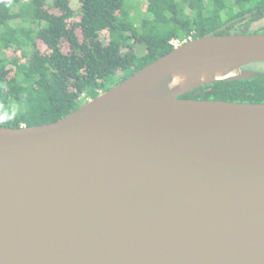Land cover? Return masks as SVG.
I'll return each instance as SVG.
<instances>
[{
	"label": "water",
	"instance_id": "1",
	"mask_svg": "<svg viewBox=\"0 0 264 264\" xmlns=\"http://www.w3.org/2000/svg\"><path fill=\"white\" fill-rule=\"evenodd\" d=\"M264 33L183 41L64 117L0 125V264H264Z\"/></svg>",
	"mask_w": 264,
	"mask_h": 264
},
{
	"label": "trees",
	"instance_id": "2",
	"mask_svg": "<svg viewBox=\"0 0 264 264\" xmlns=\"http://www.w3.org/2000/svg\"><path fill=\"white\" fill-rule=\"evenodd\" d=\"M132 2L0 0V125L56 121L168 53L173 40L264 33V0H145L143 11ZM181 97L264 103V75Z\"/></svg>",
	"mask_w": 264,
	"mask_h": 264
},
{
	"label": "rangeland",
	"instance_id": "3",
	"mask_svg": "<svg viewBox=\"0 0 264 264\" xmlns=\"http://www.w3.org/2000/svg\"><path fill=\"white\" fill-rule=\"evenodd\" d=\"M5 2H9L10 0H2ZM144 2L145 0H133L132 4L134 8H137L139 11H143L144 10ZM134 8H130L129 6H127V11H129L131 14L134 12ZM138 12V11H137ZM264 21L258 22L263 23ZM249 69H252L254 71H264V64H260V63H252V65L249 67Z\"/></svg>",
	"mask_w": 264,
	"mask_h": 264
},
{
	"label": "built area",
	"instance_id": "4",
	"mask_svg": "<svg viewBox=\"0 0 264 264\" xmlns=\"http://www.w3.org/2000/svg\"><path fill=\"white\" fill-rule=\"evenodd\" d=\"M182 42L183 41L176 39V40L171 41L170 43L172 44L173 47H176V46L180 45Z\"/></svg>",
	"mask_w": 264,
	"mask_h": 264
}]
</instances>
